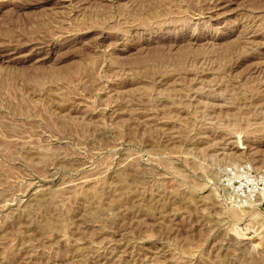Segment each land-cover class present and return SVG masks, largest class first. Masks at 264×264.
Segmentation results:
<instances>
[{
    "label": "rangeland",
    "instance_id": "374dc122",
    "mask_svg": "<svg viewBox=\"0 0 264 264\" xmlns=\"http://www.w3.org/2000/svg\"><path fill=\"white\" fill-rule=\"evenodd\" d=\"M0 264H264V0H0Z\"/></svg>",
    "mask_w": 264,
    "mask_h": 264
}]
</instances>
